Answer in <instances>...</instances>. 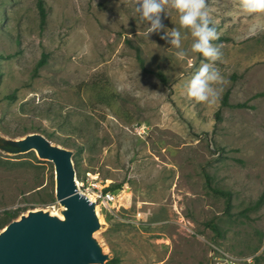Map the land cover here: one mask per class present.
<instances>
[{"label": "rangeland", "instance_id": "374dc122", "mask_svg": "<svg viewBox=\"0 0 264 264\" xmlns=\"http://www.w3.org/2000/svg\"><path fill=\"white\" fill-rule=\"evenodd\" d=\"M208 6L226 81L214 105L187 95L208 61L170 3L147 38L134 0H0V136L43 132L73 151L80 178L122 184L121 206L97 205L96 237L118 264L115 250L161 264H217L223 250L264 264V13ZM174 28L180 49L161 39ZM53 175L35 150L0 146V214L61 211Z\"/></svg>", "mask_w": 264, "mask_h": 264}, {"label": "water", "instance_id": "95a60500", "mask_svg": "<svg viewBox=\"0 0 264 264\" xmlns=\"http://www.w3.org/2000/svg\"><path fill=\"white\" fill-rule=\"evenodd\" d=\"M18 152L35 150L55 164V193L64 217L30 210L0 230V264H106L110 254L96 237L97 204L80 192L73 151L43 132L5 138Z\"/></svg>", "mask_w": 264, "mask_h": 264}, {"label": "clouds", "instance_id": "9594fccd", "mask_svg": "<svg viewBox=\"0 0 264 264\" xmlns=\"http://www.w3.org/2000/svg\"><path fill=\"white\" fill-rule=\"evenodd\" d=\"M133 2V0H129ZM135 11L140 19L148 22L146 36L159 33L163 24L161 13L165 5L179 13V23L182 29L191 31L194 38L191 50L202 54L207 63H202L199 70L186 85L187 95L197 103L214 105L219 99L223 85L226 83L219 69L214 65L222 59L220 46L212 42L219 39V34L212 20L208 0H134ZM241 10L248 14L264 13V0H239ZM170 39L171 45L176 49L181 48V32L178 29L166 31L161 39ZM186 52L177 54L178 59H184Z\"/></svg>", "mask_w": 264, "mask_h": 264}, {"label": "built area", "instance_id": "2783aa9c", "mask_svg": "<svg viewBox=\"0 0 264 264\" xmlns=\"http://www.w3.org/2000/svg\"><path fill=\"white\" fill-rule=\"evenodd\" d=\"M76 180L80 192L87 195L96 204H101L108 208L119 207L124 203L125 188L110 189L109 182L100 177L99 172H87L86 178H80L76 174ZM242 261L251 263L249 258H241L232 253L220 250L217 254V264H242Z\"/></svg>", "mask_w": 264, "mask_h": 264}, {"label": "trees", "instance_id": "16d2710c", "mask_svg": "<svg viewBox=\"0 0 264 264\" xmlns=\"http://www.w3.org/2000/svg\"><path fill=\"white\" fill-rule=\"evenodd\" d=\"M46 62V60L43 58L42 60H40L38 66H42L44 63ZM159 76L162 77V80L164 82L167 81L166 76L162 73V72H158ZM261 94H264L263 92H260ZM227 101V100H226ZM239 105H243V104H239ZM0 146L4 149H7L9 151H17L16 147H13L11 145H5L4 144V138H2L0 136ZM110 189H120L122 188V184H112L109 187ZM215 190L217 192H222L221 189L219 188H215ZM51 192L53 194V196L55 195V177L54 175L52 176L51 179ZM20 215V210H5L2 214H0V230L9 222H11L12 220L16 219L18 216ZM215 229L218 231V228L215 227ZM119 263V258L113 257L111 260H109L108 262H106V264H118Z\"/></svg>", "mask_w": 264, "mask_h": 264}, {"label": "crops", "instance_id": "0c3cea01", "mask_svg": "<svg viewBox=\"0 0 264 264\" xmlns=\"http://www.w3.org/2000/svg\"><path fill=\"white\" fill-rule=\"evenodd\" d=\"M125 222L123 220H117L113 231L114 233H116L118 236H116L115 239V244H117V248L121 249L120 247H122L121 245H126V240L122 239V237L120 236V233H122L123 229L125 228ZM126 242V243H125ZM130 243V242H129ZM123 249V247H122ZM122 258V261L120 262V264H161L162 261H143V260H139L137 254H133L131 252H128L127 254L124 252V250L118 251L115 250Z\"/></svg>", "mask_w": 264, "mask_h": 264}, {"label": "bare ground", "instance_id": "6f19581e", "mask_svg": "<svg viewBox=\"0 0 264 264\" xmlns=\"http://www.w3.org/2000/svg\"><path fill=\"white\" fill-rule=\"evenodd\" d=\"M98 210V209H97ZM51 214H56L59 215L60 217H64V214L61 211L55 210V211H51Z\"/></svg>", "mask_w": 264, "mask_h": 264}]
</instances>
